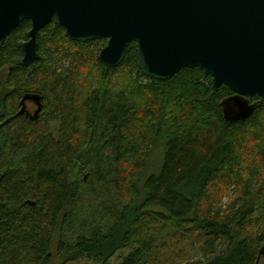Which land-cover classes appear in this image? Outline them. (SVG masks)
<instances>
[{"label": "trees", "instance_id": "obj_1", "mask_svg": "<svg viewBox=\"0 0 264 264\" xmlns=\"http://www.w3.org/2000/svg\"><path fill=\"white\" fill-rule=\"evenodd\" d=\"M29 29L22 21L0 48V264H50L57 233L64 262L107 264L145 226L195 236L210 255L206 264H259L264 100L249 98L251 114L228 120L233 92L212 90L201 68L150 78L134 43L107 67L98 60L105 39L74 41L55 18L37 33L38 59L23 65ZM33 93L38 115L27 101L19 114ZM224 197V208L216 205ZM143 242L118 264L158 260Z\"/></svg>", "mask_w": 264, "mask_h": 264}, {"label": "water", "instance_id": "obj_2", "mask_svg": "<svg viewBox=\"0 0 264 264\" xmlns=\"http://www.w3.org/2000/svg\"><path fill=\"white\" fill-rule=\"evenodd\" d=\"M56 19L74 41L105 39L98 60L117 67L129 43L137 65L150 78L167 80L183 68H201L216 91L233 95L224 103L228 120L247 118L264 100V0H0V48L22 21L30 22L21 63L38 59L37 33ZM41 110L38 94H25Z\"/></svg>", "mask_w": 264, "mask_h": 264}, {"label": "rangeland", "instance_id": "obj_3", "mask_svg": "<svg viewBox=\"0 0 264 264\" xmlns=\"http://www.w3.org/2000/svg\"><path fill=\"white\" fill-rule=\"evenodd\" d=\"M5 74L6 70L4 69L2 71V75ZM27 109L29 110L30 114H32L33 111H35V105L32 102L28 103L27 101ZM161 147H155L151 151V158L149 157L148 159V165L146 171L144 172L143 178H146L149 174L153 173L150 165L152 166V168L156 166L158 162V156H160L162 153ZM159 168L160 166L157 170H159ZM85 174L86 178L90 176L89 172H85ZM227 202L228 197H224L219 199L216 205L220 204V206L224 208V205H226ZM175 231L176 230L172 227L153 226L150 228L148 226H145L139 236H133L134 243L127 248L119 250L114 256L109 259L107 264H118L121 259L128 252H130L132 248L136 247L141 241H144L143 243H145V246L150 250L147 253L148 257H158V260L152 261L151 264H206L210 259V255L208 254L206 249H204L202 243L197 241L195 236L184 235L183 232L179 231L178 232L180 233V237H176L173 235V233L175 234ZM57 237L58 233L55 235L52 244L51 253L53 255V258L50 264H102L101 262H96L84 257L79 258L73 262H64V258L60 256L56 251ZM164 241L166 242V244L162 245V242ZM259 264H264V253L259 261Z\"/></svg>", "mask_w": 264, "mask_h": 264}, {"label": "flooded vegetation", "instance_id": "obj_4", "mask_svg": "<svg viewBox=\"0 0 264 264\" xmlns=\"http://www.w3.org/2000/svg\"><path fill=\"white\" fill-rule=\"evenodd\" d=\"M31 102V101H28V103Z\"/></svg>", "mask_w": 264, "mask_h": 264}]
</instances>
